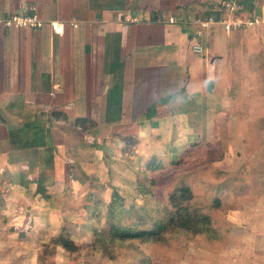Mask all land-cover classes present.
Returning a JSON list of instances; mask_svg holds the SVG:
<instances>
[{
  "label": "crops",
  "instance_id": "0c3cea01",
  "mask_svg": "<svg viewBox=\"0 0 264 264\" xmlns=\"http://www.w3.org/2000/svg\"><path fill=\"white\" fill-rule=\"evenodd\" d=\"M221 1L0 0V213L21 203L35 213L38 170L50 169L46 185L69 181L74 126L109 139L133 122L157 124L181 99L206 120L214 101L238 99L264 171V0H239L260 23L218 28L203 38L204 55L190 53L184 23ZM16 14L42 26H5Z\"/></svg>",
  "mask_w": 264,
  "mask_h": 264
},
{
  "label": "rangeland",
  "instance_id": "374dc122",
  "mask_svg": "<svg viewBox=\"0 0 264 264\" xmlns=\"http://www.w3.org/2000/svg\"><path fill=\"white\" fill-rule=\"evenodd\" d=\"M237 101H214L206 120L181 99L109 139L74 126L69 181L46 185L50 169L38 170L35 213H0V264H264V171ZM159 224L157 238L112 234Z\"/></svg>",
  "mask_w": 264,
  "mask_h": 264
},
{
  "label": "built area",
  "instance_id": "2783aa9c",
  "mask_svg": "<svg viewBox=\"0 0 264 264\" xmlns=\"http://www.w3.org/2000/svg\"><path fill=\"white\" fill-rule=\"evenodd\" d=\"M170 22L174 20L170 18ZM260 22L261 17L246 9L239 0H222L211 11L195 14L184 23L186 31L193 28V31L189 32L190 53L195 56L204 55L203 38L218 28L228 32L249 28ZM4 25L39 28L42 23L35 15L16 14L7 17ZM49 26L54 33H59L60 24L57 21H50Z\"/></svg>",
  "mask_w": 264,
  "mask_h": 264
},
{
  "label": "trees",
  "instance_id": "16d2710c",
  "mask_svg": "<svg viewBox=\"0 0 264 264\" xmlns=\"http://www.w3.org/2000/svg\"><path fill=\"white\" fill-rule=\"evenodd\" d=\"M166 229L165 225L159 224L155 229L150 231H136L133 229H125L120 230L116 228L112 230V234L120 240H127V239H134V238H142V239H150V238H157L160 233Z\"/></svg>",
  "mask_w": 264,
  "mask_h": 264
}]
</instances>
